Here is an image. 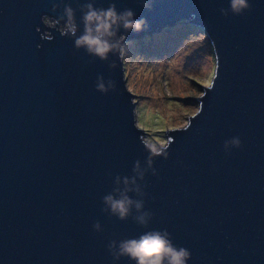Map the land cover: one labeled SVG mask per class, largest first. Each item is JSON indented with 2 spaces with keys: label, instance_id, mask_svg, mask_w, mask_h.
Returning a JSON list of instances; mask_svg holds the SVG:
<instances>
[{
  "label": "water",
  "instance_id": "water-1",
  "mask_svg": "<svg viewBox=\"0 0 264 264\" xmlns=\"http://www.w3.org/2000/svg\"><path fill=\"white\" fill-rule=\"evenodd\" d=\"M115 2L149 24L128 40L179 21L205 33L214 88L195 98L202 112L188 131L164 129L174 142L167 160L154 161L158 176L146 175L149 229L109 219L100 211L108 173L130 175L145 156L123 61L110 55L112 70L98 59L85 63L72 39L41 24L57 15L50 0H0V264H113L109 240L151 229H167L187 248V264H264V0L227 17L220 9L228 0H153L151 10ZM37 27L53 39L42 40ZM98 74L117 91H95ZM234 136L242 146L225 154L223 142Z\"/></svg>",
  "mask_w": 264,
  "mask_h": 264
},
{
  "label": "clouds",
  "instance_id": "clouds-1",
  "mask_svg": "<svg viewBox=\"0 0 264 264\" xmlns=\"http://www.w3.org/2000/svg\"><path fill=\"white\" fill-rule=\"evenodd\" d=\"M75 2L76 8H73L71 2L66 0H50V10L57 15L54 18L41 16L40 21L45 29L55 30L61 37L72 39L74 49L83 50L89 57L85 61L87 64L94 63L98 59L107 62L109 70L115 69L116 61L110 60V55L116 56L121 61L122 57L128 54L129 49L136 44L135 40H128L126 34L128 32L138 34L149 28L147 19L145 17L136 19L133 10L124 8L118 11L115 0H112L107 8L96 7L97 0H84L83 3L75 0ZM138 2L142 8L151 10L153 0H138ZM250 10L251 5L248 0H228V7L221 8L220 13L224 17L229 16L230 13L240 16ZM77 12L80 13L79 20L76 16ZM192 18H195L194 13ZM36 31L41 34L42 40L50 42L53 39L48 30L41 33V29L37 27ZM203 34L206 36L205 33ZM40 47L41 45L38 44L37 48ZM216 75L217 71L207 84L206 91L200 94L202 98L206 96L207 91L214 88ZM95 91L101 94L116 92V82L111 78L105 80L98 74ZM201 112L202 106L199 104V107L190 113L189 119L170 131H188L192 120ZM133 128L140 133L138 139L143 146L144 161L141 163L139 158L134 160L130 175L116 174L113 177L108 173L112 187L110 192L101 197L103 206L100 211L109 219L115 217L119 221H126L131 218L141 228L149 229L154 214L145 209V198L148 195L145 191L146 175L158 176L154 161L157 158L167 160L170 146L174 141L170 135L159 136L147 132L143 125L138 124L134 119ZM241 146V139L234 136L223 142V151L225 154H230L232 148L239 149ZM92 228L96 232L102 231L99 221H94ZM106 247L113 264L122 258L133 264H187L191 259V252L185 247L175 245L167 229L146 230L136 238L112 239Z\"/></svg>",
  "mask_w": 264,
  "mask_h": 264
},
{
  "label": "rangeland",
  "instance_id": "rangeland-1",
  "mask_svg": "<svg viewBox=\"0 0 264 264\" xmlns=\"http://www.w3.org/2000/svg\"><path fill=\"white\" fill-rule=\"evenodd\" d=\"M130 40L136 44L122 61L136 122L165 136L164 129L184 123L198 108L195 98L214 72L212 47L203 32L183 21Z\"/></svg>",
  "mask_w": 264,
  "mask_h": 264
},
{
  "label": "trees",
  "instance_id": "trees-1",
  "mask_svg": "<svg viewBox=\"0 0 264 264\" xmlns=\"http://www.w3.org/2000/svg\"><path fill=\"white\" fill-rule=\"evenodd\" d=\"M190 25V24H189ZM192 28H194V29H197V28H195V27H193V26H191ZM197 31H199L198 29H197Z\"/></svg>",
  "mask_w": 264,
  "mask_h": 264
}]
</instances>
